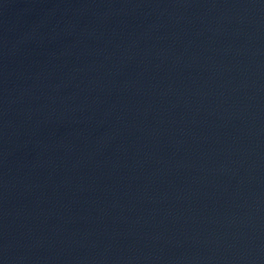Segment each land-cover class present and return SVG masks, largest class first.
<instances>
[{
	"label": "water",
	"instance_id": "95a60500",
	"mask_svg": "<svg viewBox=\"0 0 264 264\" xmlns=\"http://www.w3.org/2000/svg\"><path fill=\"white\" fill-rule=\"evenodd\" d=\"M211 264H264V186Z\"/></svg>",
	"mask_w": 264,
	"mask_h": 264
}]
</instances>
